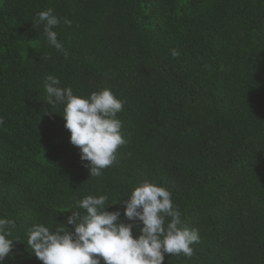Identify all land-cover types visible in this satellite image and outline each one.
Segmentation results:
<instances>
[{
	"label": "trees",
	"instance_id": "trees-1",
	"mask_svg": "<svg viewBox=\"0 0 264 264\" xmlns=\"http://www.w3.org/2000/svg\"><path fill=\"white\" fill-rule=\"evenodd\" d=\"M49 8L67 55L36 23ZM48 75L124 101L126 143L100 177L43 101ZM0 120V218L19 239L4 264H42L28 230L89 194L121 198L107 210L129 223L122 201L145 181L199 231L191 258L163 264H264V0H0Z\"/></svg>",
	"mask_w": 264,
	"mask_h": 264
},
{
	"label": "clouds",
	"instance_id": "clouds-1",
	"mask_svg": "<svg viewBox=\"0 0 264 264\" xmlns=\"http://www.w3.org/2000/svg\"><path fill=\"white\" fill-rule=\"evenodd\" d=\"M36 23L43 25L48 44L67 55L55 30L61 19L53 9L39 12ZM64 23L71 25L67 18ZM44 89L43 101L51 109L63 106L60 115L70 132V143L80 151L83 166L89 168L91 177H100L116 162L118 148L126 143L118 118L124 101L108 88L88 96L74 94L71 87H61L60 79L53 75L45 78ZM172 196L171 191L154 182L135 186L122 201L123 216L130 221L126 223L119 210H107L121 198L109 203L106 194H89L77 200L74 209L67 210L71 214L58 227L34 224L28 230L27 249L42 264H163L166 254L191 258L199 231L184 224ZM15 228L13 219L0 218V264L15 254L14 242L19 241L13 237ZM133 229L138 236H133Z\"/></svg>",
	"mask_w": 264,
	"mask_h": 264
}]
</instances>
